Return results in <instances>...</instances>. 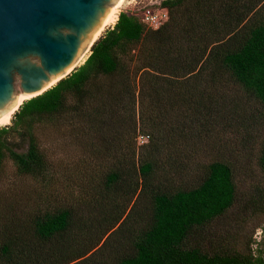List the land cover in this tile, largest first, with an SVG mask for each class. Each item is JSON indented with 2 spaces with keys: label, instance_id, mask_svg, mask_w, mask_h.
<instances>
[{
  "label": "trees",
  "instance_id": "obj_1",
  "mask_svg": "<svg viewBox=\"0 0 264 264\" xmlns=\"http://www.w3.org/2000/svg\"><path fill=\"white\" fill-rule=\"evenodd\" d=\"M159 5L169 11L164 24L120 12L82 65L0 126V170L11 161L52 184L22 223L7 225L0 264H264L262 240L244 252L217 228L239 204L264 215V186L243 194L225 156L200 166L193 182H174L191 166L189 128L216 125L262 129L264 174V0ZM63 121L80 126L92 158L67 197L54 192L38 130ZM14 133L28 139L25 151Z\"/></svg>",
  "mask_w": 264,
  "mask_h": 264
},
{
  "label": "rangeland",
  "instance_id": "obj_2",
  "mask_svg": "<svg viewBox=\"0 0 264 264\" xmlns=\"http://www.w3.org/2000/svg\"><path fill=\"white\" fill-rule=\"evenodd\" d=\"M163 0H127L120 12L128 11L139 13L146 6H158ZM119 12V14H120ZM114 25V24H113ZM111 26H108L102 34ZM90 53V52H89ZM88 56V55H87ZM241 93V92H237ZM14 115L8 125L12 124ZM4 126V125H3ZM40 140L46 146L49 157L55 164L51 180H56L54 192L59 197L74 195L79 191V185H74L72 179L83 177L86 172V162H92V158L86 152V144L80 126L63 121L57 124H45L39 129ZM191 140L187 146L192 155L187 160L191 166L185 174L176 177V184H188L200 174V166L207 164L215 158L225 156L234 162L237 170V181L243 194L253 191L257 186H264V174L258 163L262 129L256 125L246 130L244 127L231 128L216 125L201 133H196L189 128ZM139 144L149 142L148 136L144 141L139 138ZM11 141L15 148L25 151L28 147V139L23 135L14 133ZM179 156V155H176ZM96 162V156L93 158ZM196 165H199L197 168ZM52 184L42 179L20 175L16 166L8 161L4 169L0 170V237L4 232H13L12 222L22 223L20 220L42 204V196ZM70 185V186H69ZM53 187V186H52ZM70 196V195H69ZM241 204L229 211L218 222V231L225 233L228 243L241 251L247 252L252 239L261 241L260 247L264 249V215L260 213L242 212ZM8 225V226H7ZM17 231V230H15ZM222 232V233H223ZM2 238V237H1ZM254 249L259 244L251 245Z\"/></svg>",
  "mask_w": 264,
  "mask_h": 264
},
{
  "label": "water",
  "instance_id": "obj_3",
  "mask_svg": "<svg viewBox=\"0 0 264 264\" xmlns=\"http://www.w3.org/2000/svg\"><path fill=\"white\" fill-rule=\"evenodd\" d=\"M117 2L0 0V118L82 65Z\"/></svg>",
  "mask_w": 264,
  "mask_h": 264
},
{
  "label": "built area",
  "instance_id": "obj_4",
  "mask_svg": "<svg viewBox=\"0 0 264 264\" xmlns=\"http://www.w3.org/2000/svg\"><path fill=\"white\" fill-rule=\"evenodd\" d=\"M141 19L151 28H158L164 24L169 18V11L166 7L158 6H146L140 12ZM141 141H144V136H140Z\"/></svg>",
  "mask_w": 264,
  "mask_h": 264
},
{
  "label": "bare ground",
  "instance_id": "obj_5",
  "mask_svg": "<svg viewBox=\"0 0 264 264\" xmlns=\"http://www.w3.org/2000/svg\"><path fill=\"white\" fill-rule=\"evenodd\" d=\"M127 0H118V2L115 4V6L112 8V10L109 12V14L107 15V18L105 20V25L103 27V29L107 28L108 26H111L113 24L116 23V21L118 20V17H119V12L121 10V8L125 5ZM89 54V51H87L83 57L81 58L80 62L79 63H82L87 55ZM25 98V97H23ZM22 98V99H23ZM13 117V111H9V112H6L1 118H0V125L3 126L5 124H9L11 119Z\"/></svg>",
  "mask_w": 264,
  "mask_h": 264
}]
</instances>
